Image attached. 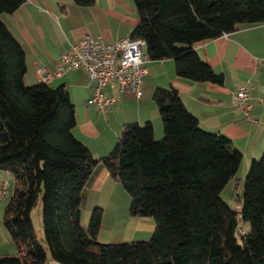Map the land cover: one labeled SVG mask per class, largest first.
Wrapping results in <instances>:
<instances>
[{
  "label": "trees",
  "instance_id": "1",
  "mask_svg": "<svg viewBox=\"0 0 264 264\" xmlns=\"http://www.w3.org/2000/svg\"><path fill=\"white\" fill-rule=\"evenodd\" d=\"M24 1L0 0V168L14 180L3 223L18 247L0 253V264H264V152L251 162L234 209L222 192L242 151L228 135L202 128L176 88L158 87L164 136L155 137L151 121L128 123L112 151L95 158L74 135L76 106L66 85L25 82L26 53L2 18ZM134 3L139 23L131 37L145 40L148 58L173 59L179 77L198 82L222 83L223 75L196 42L264 24V0ZM99 163L131 196L130 215L155 219L150 239L99 241L101 207L82 225L84 188ZM40 201L42 240L31 217Z\"/></svg>",
  "mask_w": 264,
  "mask_h": 264
},
{
  "label": "crops",
  "instance_id": "2",
  "mask_svg": "<svg viewBox=\"0 0 264 264\" xmlns=\"http://www.w3.org/2000/svg\"><path fill=\"white\" fill-rule=\"evenodd\" d=\"M4 22L22 44L26 53V84L41 81L39 68H52L71 43L86 34H100L107 42L131 36L139 23L134 0H95L90 6L77 5L74 0H25L14 12L2 14ZM195 50L216 72L223 75L222 83L198 82L181 78L173 59L150 60L143 94L120 92L109 85L108 95L116 97L111 111L99 110L90 101L95 83L83 68H74L57 76L51 86L65 84L76 106L74 135L88 146L95 158L108 155L116 145L123 127L128 123L141 125L151 121L157 139L164 136V125L153 99L158 87H174L186 107L194 113L205 130L228 135L242 151L241 165L248 168L264 152V24H241L234 32L194 44ZM247 85L248 115L236 104V91ZM255 119V120H253ZM11 183L9 194L0 201V253H17L18 247L3 223L4 209L14 190L11 172L0 168V179ZM126 190L99 163L84 188L83 212L95 207L103 210L98 239L105 243L148 240L154 233L151 224L136 216H123L124 229L119 239L115 226L108 223L107 211L116 212L121 202L127 204ZM123 205V203H122ZM111 209V210H110Z\"/></svg>",
  "mask_w": 264,
  "mask_h": 264
},
{
  "label": "built area",
  "instance_id": "3",
  "mask_svg": "<svg viewBox=\"0 0 264 264\" xmlns=\"http://www.w3.org/2000/svg\"><path fill=\"white\" fill-rule=\"evenodd\" d=\"M147 62L146 42L142 38L124 36L107 42L100 34L88 33L71 43L52 68L40 67L39 73L41 81L49 84L53 78L70 69H85L95 83L90 101L95 102L99 110L109 112L116 102V97L106 93L107 86L111 85L120 92H133L141 97L148 75ZM249 97L247 85L239 87L236 91V104L246 115L252 108ZM260 100L263 101L264 97ZM10 188L8 179H0V201L9 194Z\"/></svg>",
  "mask_w": 264,
  "mask_h": 264
},
{
  "label": "rangeland",
  "instance_id": "4",
  "mask_svg": "<svg viewBox=\"0 0 264 264\" xmlns=\"http://www.w3.org/2000/svg\"><path fill=\"white\" fill-rule=\"evenodd\" d=\"M28 85H33V84H28ZM261 157L262 156H260L258 159H261ZM249 169H250V166L248 168H244V166L241 165L239 167L235 177L228 183V185L226 186V188L222 192V197L224 199H226L228 201V203L236 210H240V208H241L240 202L237 200V197H238V194L241 192V190L244 186L245 177H246ZM126 194H127L128 198L130 199V201L128 200L127 204L124 202H121V205L119 206V208L116 212L111 213V212L107 211V213H109V214H107L105 217V220L108 223L116 222V220H118V219L120 221H122V224L120 226L113 227L115 229L113 234H114V237L116 239H119L118 238V237H120L119 233L122 232V230L124 229V226L126 224V222L124 223L123 216L126 214L127 218L128 217L131 218V215H130L131 196L129 195V193L127 191H126ZM122 203H123V205H122ZM92 211L88 212L85 210L82 214V225L85 228H88V224H89V220H90L91 215H92ZM31 217H32V221L34 224L36 234H37L38 238L42 240V238H43V219H42V203H41V201L33 208L32 212H31ZM138 218H141V220H144L143 223H145V224H151L155 229L156 222H155V219L153 217L142 216V217H138ZM240 226L246 231H248L250 228L249 223L247 221H243V220L241 221Z\"/></svg>",
  "mask_w": 264,
  "mask_h": 264
}]
</instances>
